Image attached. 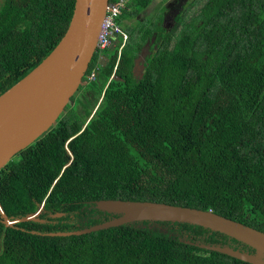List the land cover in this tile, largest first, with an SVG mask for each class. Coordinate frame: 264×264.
I'll return each instance as SVG.
<instances>
[{"label": "trees", "instance_id": "trees-1", "mask_svg": "<svg viewBox=\"0 0 264 264\" xmlns=\"http://www.w3.org/2000/svg\"><path fill=\"white\" fill-rule=\"evenodd\" d=\"M75 1L0 0V96L55 49ZM151 2L124 10L120 57L122 39L104 64L100 52L91 61L80 89L94 97V111L79 98L82 119H58L0 170L10 220L44 204L38 220L13 227L0 210V264H249L199 245L253 248L188 223L49 236L117 217L97 208L103 199L212 211L264 232V0H198V16L177 40L161 23L164 7L140 18ZM152 37L137 76L134 60Z\"/></svg>", "mask_w": 264, "mask_h": 264}, {"label": "water", "instance_id": "water-1", "mask_svg": "<svg viewBox=\"0 0 264 264\" xmlns=\"http://www.w3.org/2000/svg\"><path fill=\"white\" fill-rule=\"evenodd\" d=\"M109 1L76 0L70 24L55 49L0 96V170L56 124L79 90L97 53ZM96 206L117 217L82 230L52 232L49 236H81L137 221L188 223L225 234L255 251L245 252L221 245L200 247L249 264H264V232L212 211L168 203L113 199L96 201ZM43 207L44 204L38 212L15 221L7 217L1 206L0 210L5 225L13 227L23 221L38 220ZM61 216L63 214L55 215Z\"/></svg>", "mask_w": 264, "mask_h": 264}, {"label": "rangeland", "instance_id": "rangeland-1", "mask_svg": "<svg viewBox=\"0 0 264 264\" xmlns=\"http://www.w3.org/2000/svg\"><path fill=\"white\" fill-rule=\"evenodd\" d=\"M197 1L198 0H152L149 7L146 8L141 13L140 18L144 19L146 17L158 16V13L160 12L161 8L164 7L163 19H162L161 23H162V25L166 26V28L168 30L167 32H169L174 38H176L175 40H177V37L182 34L184 29L189 24H191L192 21H194V19L198 16L200 10H199V4L196 5ZM182 3H184V14L182 16L183 20L180 23H175V20H173L172 17L173 16L175 17L178 15V13L181 10ZM129 23H131V22L129 21ZM121 26L124 29V25H121ZM125 26H128V22H125ZM175 40L172 41V46H174ZM150 56H152V54ZM142 58H143V56H142ZM106 61H107V57L105 55L99 58V64H101V65L104 64ZM137 62L138 61H135V64H134V72L136 69ZM139 62H141V61H139ZM136 71L138 74H140V73L143 74V71H145V69L144 70L138 69ZM85 85H86V82H83L82 85L80 86V88L83 87L86 89ZM80 88L75 93V95L71 99L70 103L67 105L65 111L59 117V119L64 118V116L68 115L71 112H75L77 118H79V119H82V117H84L85 109H84V106H82L79 103V98H81L85 103H87L86 97L89 98L92 102L90 104L89 108H90V110H93L94 97L92 95H90L87 91H85V89L82 88L83 89L82 90Z\"/></svg>", "mask_w": 264, "mask_h": 264}, {"label": "built area", "instance_id": "built-area-1", "mask_svg": "<svg viewBox=\"0 0 264 264\" xmlns=\"http://www.w3.org/2000/svg\"><path fill=\"white\" fill-rule=\"evenodd\" d=\"M132 0H110L106 8V15L102 23V27L98 37L97 52L102 53L117 44L122 39L121 47L119 49V57L125 43L128 40V34L124 31L119 19L121 18L124 10L128 9ZM117 68V67H116ZM95 74L93 73L91 78Z\"/></svg>", "mask_w": 264, "mask_h": 264}, {"label": "flooded vegetation", "instance_id": "flooded-vegetation-1", "mask_svg": "<svg viewBox=\"0 0 264 264\" xmlns=\"http://www.w3.org/2000/svg\"><path fill=\"white\" fill-rule=\"evenodd\" d=\"M184 11V3H182L181 5V10L180 12L178 13V15ZM176 17V16H175ZM172 19L174 20V16L172 17ZM165 26V25H164ZM166 27V26H165ZM155 37H152L145 45L144 47H142L141 51L139 52L137 58L135 59V61H141L139 62L137 65H136V69H135V72H136V75H140L137 73L136 70H141L142 69V64L145 63V61H147V57L152 53V47L155 45ZM145 49V50H144ZM143 56V58H142ZM140 57V58H139ZM139 58V59H138Z\"/></svg>", "mask_w": 264, "mask_h": 264}]
</instances>
